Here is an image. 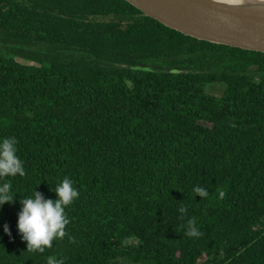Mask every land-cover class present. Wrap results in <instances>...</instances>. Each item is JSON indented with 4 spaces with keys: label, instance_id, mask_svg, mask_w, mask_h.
<instances>
[{
    "label": "trees",
    "instance_id": "16d2710c",
    "mask_svg": "<svg viewBox=\"0 0 264 264\" xmlns=\"http://www.w3.org/2000/svg\"><path fill=\"white\" fill-rule=\"evenodd\" d=\"M3 138L26 175L0 178V264H264V53L124 0H0ZM65 178L66 236L27 251L20 201Z\"/></svg>",
    "mask_w": 264,
    "mask_h": 264
},
{
    "label": "water",
    "instance_id": "95a60500",
    "mask_svg": "<svg viewBox=\"0 0 264 264\" xmlns=\"http://www.w3.org/2000/svg\"><path fill=\"white\" fill-rule=\"evenodd\" d=\"M197 40L264 53V0H124Z\"/></svg>",
    "mask_w": 264,
    "mask_h": 264
},
{
    "label": "clouds",
    "instance_id": "9594fccd",
    "mask_svg": "<svg viewBox=\"0 0 264 264\" xmlns=\"http://www.w3.org/2000/svg\"><path fill=\"white\" fill-rule=\"evenodd\" d=\"M17 141L15 138L0 139V178H15L26 175L24 163L19 157ZM12 186L10 183L0 184V207L11 204L13 200ZM199 198H207L208 192L205 188L196 186L193 189ZM56 199H45L39 192H33L30 196L23 198L22 205L17 217L16 228L21 239L26 242L27 251L32 253H43L51 248L53 241L61 240L66 236V226L69 224L66 209L78 198L79 191L74 187L69 178L63 179L54 189ZM221 196L224 193L220 194ZM183 213L186 209L181 208ZM4 232L8 234L7 225ZM186 235L190 238H199L202 233L190 222ZM47 264H64L53 256L47 258Z\"/></svg>",
    "mask_w": 264,
    "mask_h": 264
},
{
    "label": "bare ground",
    "instance_id": "6f19581e",
    "mask_svg": "<svg viewBox=\"0 0 264 264\" xmlns=\"http://www.w3.org/2000/svg\"><path fill=\"white\" fill-rule=\"evenodd\" d=\"M217 1H222V2H231V0H217Z\"/></svg>",
    "mask_w": 264,
    "mask_h": 264
}]
</instances>
